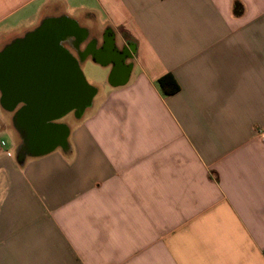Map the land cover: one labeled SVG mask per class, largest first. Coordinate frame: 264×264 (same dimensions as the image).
<instances>
[{
  "label": "crops",
  "instance_id": "crops-1",
  "mask_svg": "<svg viewBox=\"0 0 264 264\" xmlns=\"http://www.w3.org/2000/svg\"><path fill=\"white\" fill-rule=\"evenodd\" d=\"M46 19L108 88L43 133L0 89V264H264V0H0V52Z\"/></svg>",
  "mask_w": 264,
  "mask_h": 264
},
{
  "label": "flooded vegetation",
  "instance_id": "flooded-vegetation-1",
  "mask_svg": "<svg viewBox=\"0 0 264 264\" xmlns=\"http://www.w3.org/2000/svg\"><path fill=\"white\" fill-rule=\"evenodd\" d=\"M43 26V25H40ZM51 26H53L52 29H49L45 35L48 36V34H52L55 36L62 35L63 33H69L73 32L74 35H79L76 29L73 28V23L68 21L67 19H59L58 21H54L51 23ZM72 33V34H73ZM64 44H68L69 42H66V38H63ZM46 45L49 50L48 56H46L44 59H39L36 58L35 55V50L38 51L41 49L40 47H43ZM59 46V49H58ZM57 44L54 42V40H42V39H30L29 37H23L21 39H18L17 41H14L10 45L6 46L3 48V50L0 53L6 52L10 48L13 47H18L19 51L21 54H19V58L17 59L18 65H19V76L15 80V83L10 85L12 90L15 92L14 97L12 98H7L5 103L8 105H15V106H20L21 109L24 110H29V109H34V108H39L41 105H48L49 108L53 109V111L59 113L62 111L67 110L72 104L80 103V100L82 99V88H80V94L78 96V99H74V101H71V95L69 93L70 86L69 84L71 83L70 77L68 78L70 74V63H68L67 57L65 54H63V46L62 44L58 43ZM63 48V49H62ZM106 49V50H105ZM65 50V49H64ZM101 52V53H100ZM55 53V54H54ZM30 55V56H28ZM112 56L110 53L109 49L104 48L101 51L98 52L97 57L100 58H105ZM117 56H125V52H117ZM108 56V57H109ZM6 60L1 61L2 64H4ZM48 63V67L55 68L57 71L53 72L55 73L54 75L57 76H67L64 78H59L57 79L60 82V85L58 86L57 90H54L52 88L48 89L46 91V100L43 99H36V88H35V81H34V71L32 70L33 68L35 69L36 67H40V65H44ZM31 67V70L28 71V67ZM33 67V68H32ZM32 71V72H31ZM50 71H53L50 70ZM31 72V74H30ZM53 73H50L48 71V76H51ZM8 75V74H7ZM9 82V80L7 79ZM11 81V80H10ZM10 84V82H9ZM57 91V92H56ZM55 92V93H53ZM53 93V94H52ZM36 96V97H35ZM7 97V96H6ZM56 113V114H57ZM53 114V113H52ZM51 114V115H52ZM54 114V115H56ZM50 115V116H51Z\"/></svg>",
  "mask_w": 264,
  "mask_h": 264
},
{
  "label": "water",
  "instance_id": "water-1",
  "mask_svg": "<svg viewBox=\"0 0 264 264\" xmlns=\"http://www.w3.org/2000/svg\"><path fill=\"white\" fill-rule=\"evenodd\" d=\"M58 20L59 19H46V20H44L41 23V25H43V26H40L35 31L27 34L26 37H29L31 40L32 39L33 40L34 39H42L44 41H46L47 39L48 40H54V42L58 46V43L61 40H63V38H66L67 36H69L70 34L73 33V32L63 33L62 35H59V36H55V35H53V33L48 34V36L45 35L49 29L53 28V26H51V23H53L54 21H58ZM72 23L74 25L73 28L78 31V27L76 26V24H74V22H72ZM78 34H79V36H81L80 31L78 32ZM76 36H78V35H76ZM82 40L83 39L78 40V42L75 45L76 46L75 48H77L79 41H82ZM17 48L18 47H13V48H10L9 50H7L6 52L0 53V89H1L2 95H3L2 101L3 100L6 101L7 98H9V97L12 98L15 95V92L12 90L10 85H11V83L14 84L15 80L19 76V65H18L17 59L19 58V54H21V52ZM40 48L41 49H39L38 51H36V50L34 51L36 58H39V59L43 58L44 59L46 56H48L50 54L49 50H48L49 47L44 45L43 47H40ZM58 49H59V46H58ZM62 52L67 57L68 63H70V67H71V69L69 71L70 74H72L70 76L71 83L69 84V86H70L69 93L71 95V101H74V99L77 100L78 96L80 94V93H78V89L77 88L75 89V86H74L75 78H77L76 80H78L81 84H82V82L84 84L83 85L84 89L82 91V99L80 100L79 104L78 103L72 104L67 110L59 112V113L53 111V109L49 108L48 105H41V107H39V108H34V109H29V110L21 109V111H19L18 114H21V115L25 116L26 118H28V121H30V123L32 125H34V127H36L35 128L36 131L40 132V133H43L47 130L51 131L52 128H54V127L50 124L48 125L47 123H49L52 120L58 119L59 117L65 115L69 112L74 111L77 116L80 115L86 107L91 105L92 99L95 95V90L93 88H91L90 86H88V84H86L84 77L82 75V72L80 71V69L78 67V63L76 62V60L68 53V51L63 49ZM28 56H30V55H28ZM3 60H6V62H4V64L1 63V61H3ZM52 69H53V71H50ZM52 69L50 67H48V63L47 64L44 63V65L41 64L40 67L38 66L35 69L34 68L32 69L34 71V81H35V88H36V95H37L36 99L46 100V95H47L46 91L50 88L57 90L58 86L60 85V82L57 80V79H59V76L54 75L55 73H53V72L57 71V69H56V67L52 68ZM30 70H31V67L29 66L28 71H30ZM48 71L50 73H53V74L51 76H48ZM31 72H30V74H31ZM7 79L9 80L10 84L7 81ZM53 93H55V92H53ZM14 106L15 105H12L11 107H14ZM54 114H56V115H54ZM23 127H26L27 130H29V131L32 129L30 126H23Z\"/></svg>",
  "mask_w": 264,
  "mask_h": 264
},
{
  "label": "rangeland",
  "instance_id": "rangeland-1",
  "mask_svg": "<svg viewBox=\"0 0 264 264\" xmlns=\"http://www.w3.org/2000/svg\"><path fill=\"white\" fill-rule=\"evenodd\" d=\"M71 16L74 18L79 17L75 13H71ZM87 23L89 25H91L89 22H87ZM82 72L84 74V77L86 79L88 86H90L94 90L95 89L98 90V95L92 99L93 103H95V102L100 100L102 94L108 88V86L106 84L107 75H105V73L103 72L102 69L94 66L91 63H87L85 65V67L82 68ZM2 119H4V115H3V112L0 108V120H2ZM63 120H65V121L68 120V121L74 122V117H73V115H69V116H66ZM7 128H8L7 131H5V129H2L0 131V142L4 145L2 147L13 152V143L15 141V134H14L13 130L11 129V125H9Z\"/></svg>",
  "mask_w": 264,
  "mask_h": 264
},
{
  "label": "trees",
  "instance_id": "trees-1",
  "mask_svg": "<svg viewBox=\"0 0 264 264\" xmlns=\"http://www.w3.org/2000/svg\"><path fill=\"white\" fill-rule=\"evenodd\" d=\"M241 11H242V6L240 5V3L236 2L234 4V13L236 15H239ZM158 84L162 93L165 95L175 93L178 90V86L176 85L175 81L170 75H166L162 77L159 80Z\"/></svg>",
  "mask_w": 264,
  "mask_h": 264
}]
</instances>
